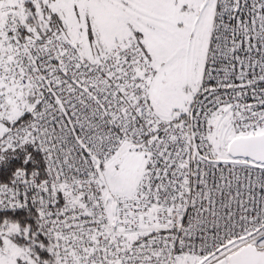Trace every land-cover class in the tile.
<instances>
[{
  "label": "snow or ice",
  "instance_id": "snow-or-ice-1",
  "mask_svg": "<svg viewBox=\"0 0 264 264\" xmlns=\"http://www.w3.org/2000/svg\"><path fill=\"white\" fill-rule=\"evenodd\" d=\"M0 264H264V0H0Z\"/></svg>",
  "mask_w": 264,
  "mask_h": 264
}]
</instances>
